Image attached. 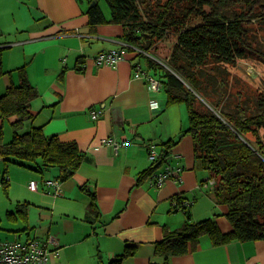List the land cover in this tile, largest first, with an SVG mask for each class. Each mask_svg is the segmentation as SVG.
Listing matches in <instances>:
<instances>
[{"label":"crops","instance_id":"0c3cea01","mask_svg":"<svg viewBox=\"0 0 264 264\" xmlns=\"http://www.w3.org/2000/svg\"><path fill=\"white\" fill-rule=\"evenodd\" d=\"M84 2L90 7L98 0H0L1 62L10 72L0 76V94L19 83L17 70L22 68L37 90L29 104L33 118L25 129L40 125L47 135L75 141L83 153L64 180L58 179L57 168L37 172L9 167L7 197L14 183L29 189L34 180L37 189L29 190L37 198L28 191L17 197L16 202H27L26 216H7L14 209L0 204V241L51 237L55 244L49 247L59 254L50 264H109L125 250L132 253L120 264H264V240L217 244L202 234L182 254L155 252L164 230L177 229L187 219L216 215L220 231L229 232L227 208L215 202L211 186L201 184L207 173L195 164L184 104L167 103L162 88L151 91L143 77H134L136 64L150 71L122 46L121 25L89 27ZM112 48L123 51L114 66L94 62L100 51ZM151 100L157 107L150 106ZM98 108L101 116L91 119L88 111ZM5 124L0 119V127ZM105 136L127 144L117 153L110 147L93 149ZM167 140L176 141L171 148L179 156H170V162L183 168L182 181L169 179L157 188L149 174H141L152 167L147 143L163 153L161 144ZM53 179L58 180L56 187L46 182ZM177 198L187 199L188 208L175 207Z\"/></svg>","mask_w":264,"mask_h":264},{"label":"trees","instance_id":"16d2710c","mask_svg":"<svg viewBox=\"0 0 264 264\" xmlns=\"http://www.w3.org/2000/svg\"><path fill=\"white\" fill-rule=\"evenodd\" d=\"M105 1L109 17L96 3L86 11L89 27L119 24L123 29L122 46L129 51L140 49L136 57L152 55L145 59L150 72L142 71L160 81L167 103L185 105V133L192 139L195 164L207 173L201 184L212 181L209 186L214 200L226 206L224 215L231 224L229 232H221L216 215L193 222L187 219L177 229L164 230L155 252L182 254L202 234L217 244L233 239L264 240V81L254 94H242L233 90L236 83L229 69L237 60L248 57L264 63V46L256 37L264 36V0ZM172 35L174 41L162 61L153 49L158 52L159 41ZM2 49L0 76L9 72L2 67ZM17 71L19 83L10 84L0 94V119L5 118L11 128L6 139L0 127V190L5 194L11 165L37 172L57 168L58 179L64 180L83 158L75 141H61L32 123L25 129L26 122L33 118L29 104L37 90L22 68ZM250 96H254L252 103ZM175 143L163 142L162 154H170ZM151 171L152 167L141 174ZM185 200L177 198L175 207L188 208ZM27 208V202H17L14 211L6 215L26 216ZM131 253L125 250L109 264H120Z\"/></svg>","mask_w":264,"mask_h":264},{"label":"built area","instance_id":"2783aa9c","mask_svg":"<svg viewBox=\"0 0 264 264\" xmlns=\"http://www.w3.org/2000/svg\"><path fill=\"white\" fill-rule=\"evenodd\" d=\"M140 49L135 48V53L140 52ZM123 57V51L116 48L100 51L95 57L94 62L97 65L114 66ZM134 77L145 79L148 89L151 91H159L161 88L160 81L151 73H145L141 70L138 64L135 65ZM150 106L157 107V101L151 100ZM88 114L91 119H98L101 114V109H90ZM127 141L116 140L112 136H105L98 140L93 146L97 150L99 147H110L115 153L122 145H126ZM147 156L152 166V171L149 174V182L154 187H161L167 180L174 179L177 182L182 181L181 173L183 168L181 166H174L171 164L170 156L176 158L179 156L176 152L163 155L158 152L155 143H147ZM49 185H58V180H47ZM212 181L208 180L204 184L209 185ZM29 189L36 190L37 183L34 180L29 182ZM185 205H189L188 200L184 201ZM49 244H55L53 238L40 240L38 238H27L25 240H4L0 241V264H50L52 258L57 257L59 252L57 248L49 247Z\"/></svg>","mask_w":264,"mask_h":264},{"label":"rangeland","instance_id":"374dc122","mask_svg":"<svg viewBox=\"0 0 264 264\" xmlns=\"http://www.w3.org/2000/svg\"><path fill=\"white\" fill-rule=\"evenodd\" d=\"M156 1V0H154ZM159 1H163V0H159ZM98 3L100 5V7L103 9L104 12L107 13V15L109 14V7L106 3L105 0H98ZM85 7H88V2H84ZM254 26L256 27L257 24L254 21ZM264 30V29H262ZM257 39L261 42V44L264 46V36L258 34ZM174 41V36H167L165 39L159 41L158 45H157V49H159L158 52H156L155 49L154 52L156 54V56L162 60L164 59L163 54H166V52L168 51L169 48H171V45ZM146 57H152L151 54L146 53L143 54L142 57H139L140 59L143 60L144 62V66L145 65V59ZM163 61V60H162ZM231 73L234 75L233 77V81L236 83V86L233 88L234 91L237 90H241L242 94H248V95H252L254 94V90L257 87H260V85L262 84V82L264 81V63L256 58L253 57H248V58H244V59H239L235 62V66L229 67ZM153 72V70H152ZM251 97V102L252 103L254 101V96H250ZM185 106V105H184ZM7 124L9 125V122L7 121ZM7 124H5V128L4 131H9ZM8 135L5 134L6 139L10 137V135L7 137ZM11 167L13 169H21L18 166H12ZM10 182V180H9ZM10 185V183H9ZM9 187V186H8ZM13 192L12 194L10 193L9 196L7 197V194H5L2 190H0V204H4L6 205V207L8 205L11 206V208L14 209L15 204L17 203V197L20 196V194L22 193H26V191H28V194L31 198L36 199L37 195L32 193L27 186H22L21 182H16L13 184L12 189ZM8 193V192H7ZM33 202V201H30Z\"/></svg>","mask_w":264,"mask_h":264},{"label":"water","instance_id":"95a60500","mask_svg":"<svg viewBox=\"0 0 264 264\" xmlns=\"http://www.w3.org/2000/svg\"><path fill=\"white\" fill-rule=\"evenodd\" d=\"M93 5V3H91Z\"/></svg>","mask_w":264,"mask_h":264}]
</instances>
